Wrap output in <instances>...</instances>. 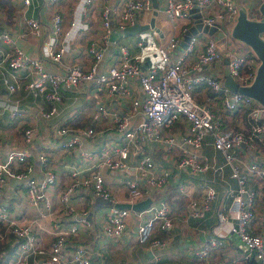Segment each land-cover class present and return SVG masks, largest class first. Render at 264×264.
Listing matches in <instances>:
<instances>
[{
  "label": "built area",
  "instance_id": "2783aa9c",
  "mask_svg": "<svg viewBox=\"0 0 264 264\" xmlns=\"http://www.w3.org/2000/svg\"><path fill=\"white\" fill-rule=\"evenodd\" d=\"M29 4L31 0H22ZM55 4L58 0H49ZM94 0H79L81 3L77 15L66 28L62 24V12H52V27L42 43L39 56L30 55L23 47L14 43L8 33L2 36L12 45L6 53L0 52V61L9 65V73L5 77L10 92L24 86L27 94L40 97L37 111L48 118L60 112L66 95L77 92L80 86L88 81L96 87L95 95L99 98L97 114L100 119L113 117L118 134L101 150L99 164L85 171L73 169L60 189L59 199L65 211L75 210L70 203L73 195L84 187L93 191L96 196L111 201L108 215L104 223V231L109 235L119 236L129 226L132 210L141 217L139 223L140 239L150 241L152 245H163L161 237H153L157 227L169 231L173 226V209L167 197H161L148 207L136 210L133 207L118 206L112 189L105 180L104 168L123 169L126 173H135L136 177L127 176L125 185L128 189V201L133 204L142 199L145 187L139 181L146 177L151 186H165L171 173L167 168L155 171L156 160L144 144L160 142L173 151L178 169L197 175L207 170L220 174L225 194L232 196L227 206L219 208V224L204 244L195 250L196 259L189 261H159L154 264H234L233 260L212 257L210 247L223 246L229 240L227 233L236 231L248 246L242 257H254L264 264V221L258 216V205L264 202V104L241 91H232L223 84V78L213 73L196 71L202 64L223 61V54L217 48L213 37L205 39V46L196 56L188 60V54L195 50L200 36L192 34L187 45L176 56L173 52L180 42L177 17H188L194 6H199L202 19L206 24L220 22L227 37H231L239 8L235 0H166L165 10L172 24V33L164 47H159L160 62L144 67L139 53H132L128 44L114 38L118 48L110 65L100 72L98 63L104 56L103 41H107L112 32L111 6L109 0H103L101 10V38L94 35L86 45V51L92 56L90 63H85L73 54V39L88 24L81 22V12L88 9ZM77 5V6H78ZM152 7V0H127L122 13L125 26L136 21V13ZM211 11V13H210ZM24 34L40 36L44 30L41 20L28 16ZM87 30V29H86ZM62 34V39L59 36ZM264 37V33H263ZM137 44L143 47L140 39ZM233 57L230 60V74L240 83H251L261 63L257 53L236 42L230 45ZM46 61L61 62L62 69H50ZM201 84L209 86L216 92L207 97L208 101L198 99L197 87ZM131 85L137 93L131 92ZM103 95L120 97L132 96L126 113L117 108L111 109L103 100ZM5 103V102H3ZM221 105L223 112L239 114L235 122L227 121L219 114ZM9 118L24 117L27 108L14 99L8 106ZM181 121L186 128L180 139L171 128ZM37 128L29 123L22 127L23 146L11 147L4 156H0V243L7 244L18 239L14 253L0 264H30L33 256L34 264H93L85 246L67 247L66 243L78 231L77 223L63 225L54 221V239L50 246L43 245L36 234L34 226L40 217L53 214L54 199L47 195L48 188L58 182L59 173L52 165V157L47 149L38 152V160L43 166L42 177L32 173L35 167L34 156L29 144ZM55 131L59 136L58 146L65 152L81 148L87 155L91 152L83 148L85 140H95L102 132L94 125L74 126L65 121L55 123ZM206 136L212 137L215 149L222 152L224 161H212L201 149L206 143ZM1 142V138H0ZM255 153L251 157V153ZM132 155V157H131ZM134 156V157H133ZM261 156L262 158H259ZM226 167L230 169V177L238 183L233 187L224 177ZM19 181L20 186L11 194H4L3 187L10 178ZM186 191V184H181ZM24 194L26 206L36 208L33 217H16L11 209V201L16 194ZM217 196V188L212 183L205 187L202 199L191 197L188 202L192 215H202L210 207ZM82 222L89 223L83 214Z\"/></svg>",
  "mask_w": 264,
  "mask_h": 264
},
{
  "label": "crops",
  "instance_id": "0c3cea01",
  "mask_svg": "<svg viewBox=\"0 0 264 264\" xmlns=\"http://www.w3.org/2000/svg\"><path fill=\"white\" fill-rule=\"evenodd\" d=\"M263 1L235 0L239 11L245 10L248 16L254 19H264V12L261 10ZM78 3L79 0H58L55 4H51L49 0H31L26 5L22 0H0V52L4 54L12 47L7 39L2 36L4 33H8L15 44L23 47L32 56H39L46 33L52 27V12L56 8L62 12V24L63 28H66L71 19L78 14L77 11H79L81 5V3L79 5ZM103 3V0H94L89 4L87 10L84 11L83 9L80 13L81 22L88 24V27L79 31L73 39L71 51L85 63H90L92 60V56L86 51V45L90 38L93 35L101 38V10ZM126 3L127 0H109L111 6L112 32L108 40L103 41L104 56L111 42L113 44L109 55L107 57L103 56L99 61L97 67L98 72L105 70L118 53V48L113 42L114 38L128 44L132 53H139L143 59L144 67H148L150 64L160 62L161 51L159 47L166 45L172 33V24L165 10L166 0H152V7L150 9L141 10L136 13L135 22L141 24L139 32L130 34L116 32L114 34L115 31L122 28L120 25L123 22L122 13L126 7ZM155 9L158 10V13H155ZM28 16H33L41 20V26L44 30L43 34L40 36L24 34ZM199 18L202 19L200 9L199 11H192L188 17H177V31L180 42L174 50L173 56H176L185 47L183 44L184 41L188 42L192 34L198 33V36H200L199 43L197 42L195 50L188 54V60H191L190 58L196 56L204 48L205 39L212 37L211 34L204 30L193 32L194 28H198ZM152 19L155 20L154 25L150 24ZM203 23L205 24L204 21ZM61 39L62 34L59 36V40ZM140 39L143 41L142 49L137 44ZM233 42H236L239 46L253 50L249 44L231 34V37H227V47L229 49ZM46 65L50 69L60 70L63 67L61 62L54 63L46 61ZM196 71L213 73L221 78L224 76L223 80L225 79L223 61L202 64ZM8 73V63L6 61H0V156H4L6 151L11 147L23 146L22 127L32 123L37 128L33 134L31 143L28 145L32 150L35 161V167L32 173H36L39 177H42L43 166L38 160V152L43 148L47 149L48 154L52 157V165L57 173H59L57 184L51 185L47 191V195H50L54 199L53 214L40 217L38 224L34 226V229L37 231L36 234L43 245H51L54 239V230L52 231V228H54L53 222L56 220L60 221L63 225L77 223L78 231L71 236L66 246H85L93 264H154L159 261L174 262L178 260L193 262L196 259L195 250L201 247L215 233L214 230L218 227L220 222L218 216L219 208L227 206L232 198L230 194H225L223 180L220 179V174L212 170H207L197 175H190L188 170H181L176 167L175 154L165 145L160 142L144 144L145 148L153 154L156 160L155 171L159 173L167 168L171 173L168 183L162 187L151 186L146 177H140V184L142 187H145V194L142 199L151 197V204L157 202L161 197L169 198L173 209V226L169 231H164L160 227L155 229L153 237H161L165 242L163 245L154 246L150 241L143 242L140 239L139 232V223L142 221L141 217L137 215L136 211L132 210L129 216L127 230L119 236L109 235L104 231V223L111 205L109 199L110 202H107L105 198L94 195L91 189L82 187L73 195L70 201L75 208L70 213L64 210L59 199L61 185L66 182L70 172L75 168L85 171L90 167L98 166V159L100 158L102 148L115 139V135L118 134L112 116L104 117L102 120L99 114H97L96 108L99 98L95 95L97 88H93L92 85L94 83L92 81L85 82L80 86L79 91L67 94L60 112L45 118L37 111L36 104L41 101L40 97L27 94L23 85L14 92L9 91L5 81ZM131 92L133 94L138 92L134 85H131ZM211 94L214 95L216 92L209 86L201 84L197 87L196 96L198 99L208 101L207 97ZM131 97L103 95L102 101L109 108H117L119 112L126 113L130 106ZM14 99H19V103L27 108L24 117L17 116L14 119L9 118L8 106ZM217 112L222 114L230 122H235L239 115L223 112L221 105L218 107ZM60 120L74 126L94 125L97 129H102V132L95 140L87 138L83 143V148L91 152L92 155L85 154V151L79 147L73 149L71 152H65L59 148V136L55 131V123ZM186 125L185 121H181L172 127L171 131L181 139ZM205 139L206 143L201 150L212 161L223 162L224 156L221 151L215 149L213 146L211 141L212 137L206 136ZM250 156L254 157L255 153L252 152ZM259 158L262 157L259 156ZM104 172L106 183L112 189L116 203L129 202L125 178L127 176L136 177V174L126 173L123 169L113 170L108 167L104 168ZM224 177L228 179V182L233 187H237L238 183L236 180L230 177L229 167L225 168ZM208 183L216 186L217 196L211 201L210 207L202 215H192L188 206L189 199L191 197L202 199ZM181 184H186V191L181 189ZM17 186H20L19 190L22 187L19 185L17 179L10 178L8 183L3 187L4 194L13 193ZM26 200L24 194L16 193L13 196L11 209L15 213L14 215L22 219L23 217L40 216V214L36 215L35 207L26 206ZM83 214L88 217L89 223L81 221ZM258 216L261 221H264V202L258 205ZM230 232L227 233L229 240L225 245L218 246L217 248L215 246L210 247L212 257L230 259L233 260L234 264H260L254 257H242V252L246 249L242 248L230 238ZM17 241L18 239L14 238L10 243H0V261L9 258L14 253ZM30 264H34L33 256L30 258Z\"/></svg>",
  "mask_w": 264,
  "mask_h": 264
},
{
  "label": "water",
  "instance_id": "95a60500",
  "mask_svg": "<svg viewBox=\"0 0 264 264\" xmlns=\"http://www.w3.org/2000/svg\"><path fill=\"white\" fill-rule=\"evenodd\" d=\"M199 6H194L192 11H199ZM261 10L264 12V1L261 6ZM155 13H158V10L155 9ZM220 22H215L214 24H204L202 19H198V28H194L193 32L198 30L207 31L211 36L216 40L217 48L223 54V63H224V72L225 79L223 84L229 87L232 91H241L245 94H248L254 97L257 101L264 104V19H254L250 18L245 10H240L236 18L235 24L232 29V35L236 38L241 39L242 41L249 44L257 55L261 59V63L258 67L257 74L254 80L249 84H240L231 74H230V60L233 57L230 49L227 47V34L225 30L220 27ZM151 25L155 24V20L152 19ZM141 24L135 22L133 24H128L125 27H122L114 32H121L124 34L136 33L139 32ZM189 38V36H187ZM183 44L186 46L187 42L184 41ZM151 197H146L137 201L136 203L129 202H118V206H127L134 207L138 210H141L147 207L151 202ZM105 201L110 202L108 199ZM230 238L240 245L242 248L247 249L248 246L240 235L232 230L229 233Z\"/></svg>",
  "mask_w": 264,
  "mask_h": 264
},
{
  "label": "rangeland",
  "instance_id": "374dc122",
  "mask_svg": "<svg viewBox=\"0 0 264 264\" xmlns=\"http://www.w3.org/2000/svg\"><path fill=\"white\" fill-rule=\"evenodd\" d=\"M112 44L113 43L111 42L110 46L106 49L104 57H107V55H109L110 51L112 50Z\"/></svg>",
  "mask_w": 264,
  "mask_h": 264
}]
</instances>
